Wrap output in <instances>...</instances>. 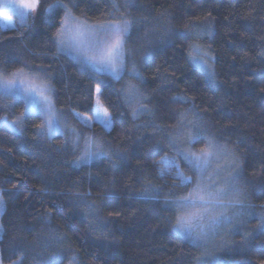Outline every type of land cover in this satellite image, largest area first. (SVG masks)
Instances as JSON below:
<instances>
[{
	"label": "trees",
	"instance_id": "obj_1",
	"mask_svg": "<svg viewBox=\"0 0 264 264\" xmlns=\"http://www.w3.org/2000/svg\"><path fill=\"white\" fill-rule=\"evenodd\" d=\"M42 6L56 0H40ZM74 5L73 15L91 23L118 19L121 13L134 25L127 47L143 77L140 89L148 112L134 118L131 103L121 93L130 78L120 81L95 74L57 50L55 34L63 10L27 29L0 27V65L10 71L25 65L47 69L56 108L81 135L95 137L106 152L89 163H73L80 148L73 138L41 136L37 114H26L22 125L0 123V258L10 264H264V0H61ZM113 3L120 5L113 9ZM206 29L195 39L187 26ZM198 43L210 56L214 78L188 60L189 45ZM131 67V64L128 65ZM134 82L135 81H131ZM113 116L111 129L92 123L84 127L71 116L74 110L91 117L95 89ZM183 97L184 99H180ZM11 104V108L4 105ZM199 114L197 123L226 144L236 170L235 187L244 207L235 208L209 243L193 245L173 228L175 209L163 201L174 169L159 175L157 162L169 147L159 125L181 137ZM18 100L0 97V117L9 121L23 111ZM184 113L185 127L176 128ZM204 146L197 138L191 149ZM181 167H184L181 164ZM186 174H188L186 172ZM159 185V199L142 195L148 185ZM77 193H90L81 199ZM176 194L181 193L179 189ZM94 204V210L89 205ZM106 227L96 226L97 218ZM218 235V236H217Z\"/></svg>",
	"mask_w": 264,
	"mask_h": 264
},
{
	"label": "snow or ice",
	"instance_id": "obj_2",
	"mask_svg": "<svg viewBox=\"0 0 264 264\" xmlns=\"http://www.w3.org/2000/svg\"><path fill=\"white\" fill-rule=\"evenodd\" d=\"M5 6L18 16L21 27H23L28 18L34 17L37 13L40 0H7ZM132 6V0H126L125 7ZM73 7L74 5L70 6L68 3L56 0L55 3L49 4L44 9L46 16L54 11L63 10L61 22L55 34L57 50L74 52L81 62L88 65L94 72L111 77L117 82L127 75L130 77V82L120 91L129 103L133 98L138 97L137 107L132 109V116L135 118L140 112L150 111L147 104L144 103L147 97L143 96L139 86L143 83V77L135 61L131 59L132 50L127 47L134 21L121 13L118 19H109L101 24L90 25L73 15ZM112 7L118 11L120 5L113 3ZM197 27L200 26L186 25L195 39L198 40L202 33L210 35V32L203 28L200 32L194 31ZM207 57L208 52L203 50L200 44L189 45L188 60L194 67L204 71L210 79H213L214 72ZM11 62L13 61L9 58L0 65V97L8 100H22L24 109L12 121L8 120L6 113L0 117V123L9 127L22 125L26 114L35 113L40 118V123L36 124L35 128L41 136L65 135L64 128H66L67 132L75 137L73 147L80 148L81 151V154L73 161L77 165L100 156L118 155L110 151L106 152L104 145L92 136L85 139L83 147L80 146L81 133L75 128L68 127L64 110L55 106L52 77L47 69L25 65L15 71H10L6 65ZM129 64L131 67L128 66ZM131 81H135V83ZM95 94V103L91 108L93 115L90 118L84 119L80 113L74 110L71 112V116L78 123L89 128L91 123L95 122L105 129H111L113 116L109 108L101 102L100 97L103 95L101 85L96 87ZM4 107L11 108L12 105L8 104ZM188 111L192 112L195 120L187 121V124L192 128L186 136L174 135L159 125L154 126V133L167 132L166 139L169 147L173 148L177 157L181 158L177 160L165 154L157 162L161 177L167 175L171 170H175L172 175L173 182L163 201L167 207L175 209L173 228L185 239L191 241L193 245L200 246L202 242L209 239L210 235L215 234L216 225L225 221L231 223V218L226 210L243 208L244 193L240 192L232 182L236 177L235 168L228 174L229 179L225 180L220 176L221 172L230 168L234 163L227 159L230 153L226 144L222 145L216 136L208 134L197 123L199 114L194 108ZM179 116L180 119L176 125L178 131L185 127L184 113H179ZM201 137L204 140V146L193 151L191 145ZM64 144H67V140L64 141ZM222 159L224 160L223 164L221 163ZM181 164L184 167H181ZM177 189L186 194L177 195ZM76 195L83 199L90 193H77ZM142 195L148 200L159 199V185H152L149 181L143 189ZM229 197L232 198L229 199ZM89 208L94 210V204L89 205ZM205 224L210 227L205 229ZM96 226L104 228L106 224L103 219L98 217ZM259 227L264 228V220L261 221ZM197 259L199 264H203L206 258ZM0 264H3L2 260H0ZM13 264H23V258L14 261Z\"/></svg>",
	"mask_w": 264,
	"mask_h": 264
},
{
	"label": "rangeland",
	"instance_id": "obj_3",
	"mask_svg": "<svg viewBox=\"0 0 264 264\" xmlns=\"http://www.w3.org/2000/svg\"><path fill=\"white\" fill-rule=\"evenodd\" d=\"M6 2H7V0H0V27H1L2 29H10V28H13V27H16V26L21 27L20 20H19L18 16L15 15V14H14V13H13L8 7L5 6ZM49 4H52V3H48L47 6H48ZM42 5H43V4H42V1H40V7H39L37 13L35 14L34 17H29L27 23H26L23 27H25V28H27V29H31V28H33V27L39 25L40 23H42L43 21L46 20V17H47V16L44 14V9H46L47 6H42ZM50 14H51V13H50ZM50 14H49V15H50ZM49 15H48V16H49ZM78 19L81 20V21H83V22H85V23H87V24H90V25L101 24V23H91V22H88V21L83 20V19H80V18H78ZM203 50H204V49H203ZM62 53L65 54V55H67L70 59H72L74 62H76L77 64L81 65L82 67H85V68H87L88 70H90L91 72H93V73H95V74H98V73L94 72V71H93L88 65L82 63L81 60H80V58H79L74 52H72V51H70V50H65V51H63ZM207 59H208V63L211 65V62H210V56H209V55H208ZM100 75H104V74H100ZM110 78H111V77H110ZM129 78H130V77H129ZM95 99H96V94L94 95V102H93V104L95 103ZM17 100H18V101H21V102L24 104V102H23L22 100H19V99H17ZM34 114H35V113H34ZM37 115H38V114H37ZM92 115H93V113H92ZM83 118H84V119H88V118H90V117H83ZM92 123H95V122H92ZM92 123H91V124H92ZM96 124H98V123H96ZM67 125H68V127L75 128V129L78 130V128H76V126H74V125H71V123H67ZM99 125H100V124H99ZM83 126L89 128V127L86 126V125H83ZM100 126H102V125H100ZM62 128H64V125H62ZM102 128L105 129L103 126H102ZM105 130L107 131V130H109V129H105ZM64 131H65V135L55 134V135H53V136H60V137H62V138L65 139V140H66V139H71V138H73V140L75 139V137H74L71 133L67 132V129H66V128H64ZM87 137H89V136H88V135H81L80 142H79L81 147H83V145H84V141H85V139H86ZM192 150H193V149H192ZM193 151H196V150H193ZM80 152H81V151H80ZM80 154H81V153H80ZM92 160H94V159H92ZM92 160H89V161L86 162V163H89V162L92 161ZM221 163H222V164L224 163V160H223V159L221 160ZM81 164L83 165V164H85V163H80L79 165H81ZM213 167H215V165H213ZM229 173H230L229 171H227V173H226V170H225V171H223V172L220 173V176L223 177V179L227 180V179H229V175H228ZM231 198H232V197H229V199H231ZM222 210H223V209H222ZM3 211H4V202H3V198H2V196H1V192H0V239H1V235H2L1 216H2V214H3ZM226 211H227V213H228V216L230 217L231 215H233V214L235 213V208H233V209H227ZM223 223H224V222H222V223L216 225L214 231L217 232L216 230H217L218 227H219L220 225H222ZM204 227H205V229H208V228L210 227V225L205 224ZM221 232H222V231L220 230V231H218L216 234L219 235ZM180 235H181V234H180ZM218 235H217V236H218ZM181 236L184 237L183 235H181ZM211 237H212V235H210L209 239H208L206 242H202L201 244L209 243L210 240H211ZM190 242H191V241H190ZM0 260H1V258H0ZM15 261H17V260H15ZM10 264H13V262L10 263Z\"/></svg>",
	"mask_w": 264,
	"mask_h": 264
}]
</instances>
